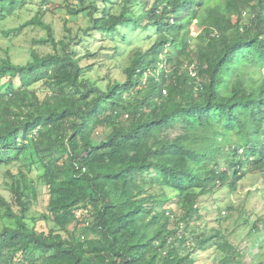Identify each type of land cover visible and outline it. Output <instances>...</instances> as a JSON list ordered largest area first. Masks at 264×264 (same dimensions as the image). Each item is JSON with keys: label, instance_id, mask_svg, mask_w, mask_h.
<instances>
[{"label": "trees", "instance_id": "obj_1", "mask_svg": "<svg viewBox=\"0 0 264 264\" xmlns=\"http://www.w3.org/2000/svg\"><path fill=\"white\" fill-rule=\"evenodd\" d=\"M78 1L69 13L91 26L64 38L44 20L51 0L0 28L41 27L52 45L0 58V264H197L211 247L218 264H249L231 214L217 207L210 226L203 210L249 174L264 184V0ZM34 2L0 0V25ZM95 30L101 45L80 53ZM252 212L241 227L264 264V211Z\"/></svg>", "mask_w": 264, "mask_h": 264}, {"label": "rangeland", "instance_id": "obj_2", "mask_svg": "<svg viewBox=\"0 0 264 264\" xmlns=\"http://www.w3.org/2000/svg\"><path fill=\"white\" fill-rule=\"evenodd\" d=\"M38 0L32 4L30 3L28 6L17 9L10 13L7 19H3L0 25V28L3 30L11 29L14 27H19L26 21L32 19L37 13V3ZM78 0H51L47 7L50 10V14L45 17V21L52 25L56 38L61 39L69 33L68 27L71 28L73 33L79 32L82 29H86L91 26L89 17L84 14H80L74 16L69 13L68 5L77 6ZM203 17L195 19L192 24V31L194 36L208 34V29L205 25H199V23H203ZM247 21V19H246ZM94 34H97V31H93ZM47 35L46 30L41 27L36 26H27L24 27L17 34H12L10 36H6L1 34L0 36V58L2 56H6L10 53L13 61L16 63L24 64L32 59V50L37 49L41 54L48 53L52 50V45L40 43L38 40L41 36ZM101 36L97 34L96 36L89 37L85 39L84 42L77 44V48L80 53H84L87 48H92V50H96L102 43ZM88 63V62H87ZM111 74L113 77H121L124 78V74L117 70V68L112 66ZM97 70V68H96ZM108 73L107 66H99L98 72L94 71L92 76L94 78L102 77ZM257 175L249 174L246 178L241 180L238 185L237 190H231L229 188H222L216 193L212 194L213 196L207 201L203 212L205 214L204 221L207 222L210 226H217V217L218 211L217 207H220L224 216L227 214H231L229 218L224 219L223 226L228 229L227 233H230L229 239L236 242L239 247L246 253L245 260L251 264L253 259L257 260L258 252L260 250L259 245H255L254 239H247L245 234L246 230L241 226L243 225V219L241 216L244 215L243 208L247 207L251 213L253 210L259 212V214H263L264 211V199L258 194L257 190H260L264 187L262 181L256 179ZM3 180L2 178V170H0V182ZM257 192L254 194L253 192ZM169 192H171L169 190ZM252 192V193H250ZM208 200L207 198H205ZM231 205L237 206L239 209L234 212L228 211V207ZM247 205V206H246ZM226 214V215H225ZM40 227H47L46 222L39 221L37 223ZM241 229L239 230V227ZM74 224L70 226L72 229ZM236 231V232H235ZM239 231V234L237 233ZM217 247H211L209 249H205L204 251H200L197 254V264H218L219 262V252L217 251Z\"/></svg>", "mask_w": 264, "mask_h": 264}]
</instances>
